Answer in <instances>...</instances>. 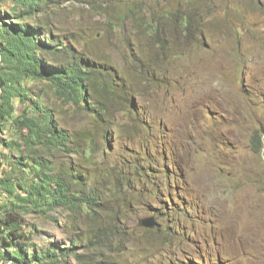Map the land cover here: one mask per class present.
<instances>
[{"label": "rangeland", "instance_id": "1", "mask_svg": "<svg viewBox=\"0 0 264 264\" xmlns=\"http://www.w3.org/2000/svg\"><path fill=\"white\" fill-rule=\"evenodd\" d=\"M11 5L0 0V10ZM134 7L145 9L139 13L149 28L136 21L116 25L119 11ZM44 20L133 87L124 100L118 95L124 106L103 143L90 111L68 103L46 81L27 82L31 98L42 95L71 137L60 152L37 146L54 173L87 179L125 168L134 175L137 164L147 166L143 151L157 165L152 181L158 186L145 191L159 188L158 194L144 196L137 185L126 191L133 202L130 239L107 238L113 249L103 257L111 264H264V148L260 154L253 148L264 132V0H59ZM132 103L136 113L128 111ZM23 109L16 101V113ZM145 123L153 131L149 148ZM19 135L10 122L0 130L7 172L20 151L5 143L19 142ZM148 217L157 222L154 229L140 226ZM25 218L27 231L38 229L33 242L40 248L75 238L84 246L92 236L88 223L67 210Z\"/></svg>", "mask_w": 264, "mask_h": 264}, {"label": "trees", "instance_id": "2", "mask_svg": "<svg viewBox=\"0 0 264 264\" xmlns=\"http://www.w3.org/2000/svg\"><path fill=\"white\" fill-rule=\"evenodd\" d=\"M9 1L12 2L10 9L0 10V130H5L7 122L17 129L19 142L5 145L10 151L19 147L20 156L16 157L10 172L0 162V260L5 264H99V261L111 264L103 257L113 249L107 238L130 239L126 222L133 214V202L127 192L137 191L135 185L141 192L146 185L158 186L152 181L157 176L155 159L143 151L139 158L147 166L137 164L134 175L125 168L104 176L90 173L87 179L64 169L54 173L46 154L63 151L71 143V137L60 127L53 110L42 103V95L36 100L31 98L27 82L46 81L68 103L90 111L103 128L100 133L103 143L113 137L117 111L124 106L117 103L118 95L122 93L124 100L133 87L123 79L118 81L113 66L87 55L67 37H61L55 24L44 20L59 0ZM136 7L119 11L116 25L136 21L149 28L151 25L143 22L139 13L145 9ZM148 66L149 70L156 69L154 63ZM160 67L164 70L162 64ZM16 101L24 108L20 114L16 113ZM131 107H135L134 103L128 111L136 113ZM142 130L149 133L146 143L149 148L152 126L145 123ZM263 135L264 132L256 135L253 142L257 154L264 148ZM37 146H42L47 153L39 151ZM158 190L145 192L152 195L158 194ZM106 197L110 199L108 202ZM110 204L112 207L107 208ZM58 209L70 211L80 222L88 223L92 236L84 246L76 238L67 244L49 242L43 248L33 242V236L39 231L35 225L26 230L25 216H50ZM92 251L94 257L87 256Z\"/></svg>", "mask_w": 264, "mask_h": 264}, {"label": "water", "instance_id": "3", "mask_svg": "<svg viewBox=\"0 0 264 264\" xmlns=\"http://www.w3.org/2000/svg\"><path fill=\"white\" fill-rule=\"evenodd\" d=\"M139 224L141 227H144L147 229H154L157 226V222L155 221L153 217L140 219Z\"/></svg>", "mask_w": 264, "mask_h": 264}]
</instances>
